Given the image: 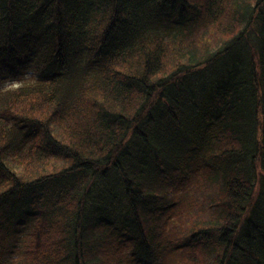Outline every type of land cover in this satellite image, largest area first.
Returning <instances> with one entry per match:
<instances>
[{
	"label": "trees",
	"instance_id": "trees-1",
	"mask_svg": "<svg viewBox=\"0 0 264 264\" xmlns=\"http://www.w3.org/2000/svg\"><path fill=\"white\" fill-rule=\"evenodd\" d=\"M24 261L264 264V0H0V264Z\"/></svg>",
	"mask_w": 264,
	"mask_h": 264
},
{
	"label": "rangeland",
	"instance_id": "rangeland-1",
	"mask_svg": "<svg viewBox=\"0 0 264 264\" xmlns=\"http://www.w3.org/2000/svg\"><path fill=\"white\" fill-rule=\"evenodd\" d=\"M33 74H35L36 75V71H34L33 72ZM20 83H22L21 81L20 82H18V84H20ZM17 254H19L18 252H17ZM19 255H21V254H19ZM19 264H27V261H24V263H19Z\"/></svg>",
	"mask_w": 264,
	"mask_h": 264
}]
</instances>
